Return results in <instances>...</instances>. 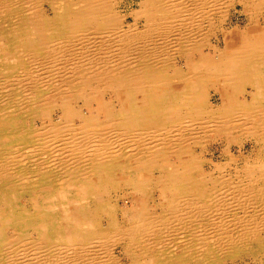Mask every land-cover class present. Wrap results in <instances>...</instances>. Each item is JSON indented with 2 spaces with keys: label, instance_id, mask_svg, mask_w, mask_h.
Masks as SVG:
<instances>
[{
  "label": "rangeland",
  "instance_id": "1",
  "mask_svg": "<svg viewBox=\"0 0 264 264\" xmlns=\"http://www.w3.org/2000/svg\"><path fill=\"white\" fill-rule=\"evenodd\" d=\"M3 1L4 3H7L9 6L7 7L8 9H6V11L4 10L3 12L0 11V14L2 12V14L0 15V43H1L0 48L2 49L0 51V57L1 56L3 57V59L2 57L0 58L1 59L0 60L1 62L0 63V82H1L0 83V90H1L0 91L1 93L0 94V149H2V151L0 150V158H1L0 166L4 162H6V159L8 161L10 160L11 163H9L8 170L10 174L13 175L14 182L12 181L13 178L11 179L5 178L1 180V182L3 181L4 182L0 184V195H1L0 198H2L0 199V203H1L0 205V229H1L0 240H2L0 242V264H45L46 262L45 260H43L44 263L42 262V258H44V256H43V252L41 251L43 250L45 251L44 255L48 256V259H49L48 264L50 262H52V264H56V262H58L61 257L62 259L65 260V257H67L66 256L67 254H68L67 260L71 259L72 261H74V259L77 258L78 260L76 263H80V264H88V262H90L89 264H91V262H93L92 264L94 263L95 264H107V263L108 264H145V263L150 264V262H152L151 264H157L160 260L161 261L158 264H171V263L172 264H181V263L183 264V262L186 264H264V251H263V248H264V224H263L264 223V178L263 176L264 175H261V173L262 174L264 173L260 172L264 170V145H263L264 141L263 142L261 141L262 134L259 133L260 131H258L257 134L256 133L252 134L251 132H253V130L247 124L248 121L245 120V117L238 116V118L241 121L233 122L231 125L232 129L235 126L234 127L235 130L233 129L234 132H232V129H230L231 130L230 133H217V134L210 133L206 135L205 134L201 135L202 140L199 143L195 144L196 146L192 148L193 158L195 159V162H197V165H196L197 171L191 173V180H193V182L189 183V187H188V184L183 185V187L185 186L184 188L181 187L182 185H178L177 189H178V192L179 193L182 192L180 194H183V195H186V193L190 194L192 192L193 194H199L198 195L199 199L204 200L205 205H207V207L209 208V210H207L205 213L204 212H189L185 208H183V210L185 211L184 214H183L184 211H182V213L181 211L178 212L179 214L177 213V215H175V213L173 212H170L167 202L165 201L170 198L169 196L170 191H163L160 188L157 189L155 182L150 183L142 192L131 191L123 184L114 185L115 183L114 182L113 185L110 184L112 186H110L108 190H105L102 192L103 196L101 197L102 198L101 202H98L96 198H94L95 196L90 191L86 192V194L88 193L86 196L84 197L81 196V193H79L76 190V188H69V187H64V186L68 178L73 181L72 183L74 184L77 183V181H75L77 177L75 176L73 177L72 175H70V172H72V169L71 168L69 169L71 162L84 159L86 155H89V153L87 154V152H91L92 149L90 147L94 145L96 146V144L99 143L98 139H93L95 137L92 134H90L91 132L104 131L103 136H106L107 139L108 137L111 139V142L109 143L111 145V148L118 146L120 144L119 146L120 147L122 146L125 152L129 150H133L132 145L136 144V142L133 143V142H130V140L129 141L126 140L127 135L125 134V132H123V127L121 126L113 127L112 125H109L108 123H106V124H101L102 126L100 125V127L99 128L97 127L96 129H94L93 127L85 128L83 126V123L80 121L82 119L78 117L67 119L65 115L66 110L67 111L70 110L72 112H76V111L80 112L82 114V118L87 117L89 114L93 112L97 113L98 106L95 100L96 99L95 92L98 90V88L101 92L100 96L103 98L105 102L111 105L113 111L118 112L120 110L119 109L120 105L118 103V100L114 98L112 89L109 88L107 84L103 85V84L92 82L89 86L87 85L86 87V85H84L80 80L81 77L83 76L87 77V75H89L93 71L98 74L99 72H96L98 71V68H99V71H102V69L99 67L100 64L98 63L100 60L106 57L105 56L106 55L105 54L106 45L104 44L100 45L99 43H97V41L94 42L96 40L95 39L93 41L94 43L92 42L91 46L88 48L89 55L91 56L93 54L92 57H90L91 59L94 58L92 59L93 62L90 60H85V61L83 60V62L81 61V63L79 64L76 57L79 58L81 54V58H82L83 55L80 50L78 39H71L67 36L68 29L64 24V23H67L68 21L67 18H69V15H73L74 13L77 12L78 0H21L22 3L24 1L25 5L29 4L27 3L29 1H32L33 3L36 2L37 5H39L38 8H40V10H37L38 9L37 7L36 9L28 10L26 6L24 7V5H18V0H0L1 3ZM50 1H52V4ZM141 1L142 0H118L119 6L117 7V10H119V14L122 16V18L124 17V22H126L127 24L134 23V16H131V15L133 13H136L135 11L139 9V2ZM238 1L237 0H220L218 2L210 3L211 6L210 5L207 6L208 8L207 10L210 11V13L207 15L208 16L207 18L205 17L206 20L203 23V27L205 28L202 30L203 34L205 35L204 36V40L206 42L205 44L208 45V47L205 49V52L208 51L210 46L215 49L221 48V47L223 48L227 39L231 38L236 33H242L243 31H248L254 26L255 21L260 20V23H264V11H263L264 7H253L252 9L251 8L248 9L249 11L246 12L244 9V6L240 4ZM54 2L56 4H54ZM219 5H222V6L219 7ZM193 8L194 7L192 8L190 7L191 14L190 16L186 17V19L188 20L187 23H189L190 21L192 22L193 20L196 22L200 21L199 23H201V20H203L204 15L202 13L197 12L196 8L194 9ZM38 12H40L41 14L43 13L42 14L43 19L46 20V24L43 29L44 25L40 24L41 18L37 19V23L39 24L37 26L38 27L37 29L39 30V32H41V30L42 31L44 30L43 35H46L45 36L46 37L45 40L47 41L46 45L41 43L39 39V35L36 33L37 31L34 32L32 29V26L30 25L29 27L28 25V21H30L29 19H31V16L35 17L38 14ZM252 19H254L255 21H253ZM50 43L51 45H49ZM2 44H4V46H2ZM49 46L50 47L52 46V47L50 48ZM14 47L16 48L15 51H14L15 49ZM19 47H21V50H17L19 49ZM59 49H61L60 52H58ZM63 49L65 52H62ZM6 51L9 53H7ZM20 51H21V54H20ZM196 55H199V53ZM4 56L6 57V59H4ZM64 56H67V57H64ZM170 56L171 58L173 57L172 54H170ZM9 57H12V58H9ZM54 57H55V60H54ZM9 59L12 61H10ZM2 60L4 61L5 64L2 62ZM39 60L41 61V63ZM9 61L10 63H8ZM15 61L16 62L19 61V62L16 63ZM94 63H97V64L94 65ZM50 64L52 65L50 66ZM79 65H81L82 67H80ZM13 66H15L16 68ZM92 66L94 70L91 69ZM34 71L37 73H35ZM30 72L32 73V75ZM22 75H25V76H23L22 78ZM99 77H101V75H99ZM101 81H102L101 79H98V82H101ZM25 82H28V83L31 82L30 84L32 86ZM34 87L35 88L37 87L36 88L37 90L34 89ZM83 89H86V90H83ZM87 91L89 92L87 93ZM213 91L214 90L212 88L203 89L202 96H203V103L205 107H209V106L211 108L218 107L219 103H218L217 97L213 96L214 94ZM233 98L239 104H243L245 100V91L238 92L237 95L234 96ZM247 107L249 108V106ZM248 111H251V110H248ZM119 116L120 115L116 113V120L119 119ZM159 120L160 119L156 117L153 122L159 123ZM103 121H104V118L101 117V123ZM180 122H184V120H181ZM180 122L169 123L167 124V127L170 130L172 129V130L177 131L179 130L178 125ZM185 122H187V120ZM138 125L143 127L144 125L143 121L141 120ZM250 129H251V132H249ZM54 130L56 131L55 133H53ZM259 134L261 136H259ZM251 135H253V137ZM257 136L259 140L257 139ZM45 137H53V138L51 139L52 142L48 141L50 143L46 145V148H43L45 146H42L39 140H42ZM56 138H59L58 142L56 141ZM62 140L63 142H61ZM85 146L89 149H87ZM126 149H129V150H126ZM64 154L65 155L67 154V156H65ZM77 156L78 158H76ZM165 157L168 158L166 160L169 161L170 163H176V159L172 155L169 154L168 156H165ZM123 158L116 159L115 161L116 164L112 166L114 167V171L117 169V167L120 168V163L125 162V159ZM74 159H77V160H74ZM60 161L65 162L64 163L65 166L61 167L62 169L60 168V166L56 165L57 162H60ZM12 162L14 163L16 162V163L12 165ZM39 163H44L43 165H45L43 166V172H41V170L37 166ZM246 164H249V165H246ZM57 168L59 169V173H58ZM196 168L194 166V169ZM108 170L112 172L113 168H109ZM250 172L251 174H249ZM157 174L158 173L155 172V177H157ZM245 174L249 178L246 179V176H244ZM259 174L262 177H260L259 180H257L258 179L257 176H260ZM120 175L121 173L118 174L115 171V173H113L111 176H112V179H115V181L117 182L118 180L117 177H119ZM64 176L65 178H63ZM253 178H257L256 179L257 181L254 184H253V181H254ZM210 179H213V181L210 182L209 181ZM250 181L252 182V184ZM242 183L246 185H243ZM232 184L234 185L236 184V185L234 186ZM231 185L233 186V188ZM190 186L192 187L190 188ZM221 187L222 188L224 187L223 188L224 190ZM186 188L188 189L186 190ZM4 189L6 190V192L4 191ZM236 193L238 194L236 195ZM213 196L215 197L212 198ZM136 197L143 198L144 206H145L144 208L150 212V214L153 216V218H155V220L158 219V222H159L158 224L162 223L163 226H161L160 228H156L155 231L154 230L147 231L146 234L149 237L143 233H140L139 235L137 233L136 235L139 236L140 240L136 236L134 238V242L136 243L134 244L132 243L133 244L131 246L132 248L130 247L131 244L126 245L127 246L126 248H124L125 245H121V244L118 245V243L115 246L114 245L115 242L113 243V241L117 240L115 239V237L117 238L118 234L116 236L114 235L116 233L114 228L116 227L117 229L119 227L118 229H121L129 225L132 219L131 217L132 213L134 212V209L136 206L135 204L132 203V199L137 200ZM216 198H219V199H216ZM9 201L10 202L12 201L11 202L12 204L8 203ZM160 201H162L163 203ZM210 201L212 204L209 203ZM216 202L217 204H215ZM233 202L235 204H233ZM7 203L8 205H6ZM255 205L258 207H256ZM21 206L23 207V209ZM212 206L214 208H212ZM219 207H220V210H219ZM20 209H22L23 211L22 210L19 211ZM82 212L84 216L88 217V219L83 218L84 216ZM187 214L191 216H188ZM244 214H245L244 217L247 220L243 217ZM23 215L25 216L26 219L24 218ZM72 216L75 219L76 217L77 218L82 217L83 219L80 218L82 222L76 223L75 219ZM157 217H159L160 219ZM217 218L219 219V221L217 220ZM16 219L18 221L14 222L16 221ZM163 219L167 221L163 222ZM184 220L185 221L187 220V221L185 222ZM92 221H93V224H92ZM67 222L70 224H68ZM8 223H10V225H7ZM65 223L67 226H65ZM81 224L82 225L84 224V225L81 226ZM10 226H13V227H10ZM100 226H101V229H99ZM91 228L98 229L102 233V234L100 233L101 236L100 235L92 236L93 238L95 237L93 240V238L89 237L91 234L88 233L86 235L87 238L84 239L85 236H83V232H85L86 230L90 231L92 230ZM50 229L53 233L50 232ZM77 229L81 231L79 230L77 231ZM225 230H226V233H225ZM72 231L73 233L74 232H77V233H75L76 238H75V241L73 242L74 245L71 246V243L69 241H66L67 240L66 233L72 232ZM17 234H21V235L23 234L24 236L23 235L20 236ZM109 234L114 235L113 237L114 240H111L113 238L112 236H108ZM106 235L108 237H111V239L110 238L106 239L107 237ZM142 235H145L146 238ZM104 239L106 240L107 243L110 240L109 244H107L106 242H104L105 244L101 243V241L102 242L105 241ZM211 239L212 241L213 240L214 241L212 242ZM230 239H232L234 243ZM97 240L98 242H96ZM111 241L113 243V244L111 243L112 247L113 245L115 246L113 247L114 250L111 246H109L111 245L110 244ZM147 241L150 242L148 245L146 243ZM83 242L84 244L82 245L81 243ZM63 243L67 244V246H65V244ZM93 243L95 247L93 246ZM211 243H213L214 245ZM248 243H250V245ZM80 245H82L85 250H88V252H82L81 249H83V247ZM135 245L136 247H134ZM259 245L261 247H259ZM105 246L108 248L105 249ZM212 246H215V247H212ZM240 246L241 247L243 246V247L241 248ZM90 247L92 249H90ZM96 247L98 248L97 251H96L97 249ZM202 247H204V249ZM234 247L236 249H234ZM214 248L218 249L220 253L216 251V249ZM261 248L263 252L261 251ZM102 249L103 250L105 249V251H103ZM209 249L213 250L214 252ZM223 249H225L226 251H224ZM127 250H129V252H127ZM249 250L251 252H249ZM36 251L41 252L40 253L41 257H37L36 261H32V257ZM98 251H100L101 253ZM176 251H179V252L177 253ZM223 251L224 253H222ZM77 253H78V256H77ZM94 253L97 255L94 256ZM170 253H172L173 255ZM198 253L200 257L202 256L201 258L198 255H196ZM211 253H212V256H211ZM233 253H235L236 255L237 253H239L237 255V257L239 258H236V255H233ZM101 254L103 257L101 256ZM143 254L148 255V256H145ZM151 254H152V257H150ZM205 255H208V256H205ZM250 255L252 256V258L250 257ZM91 256H94V257H91ZM174 256L175 258H173ZM222 256H225V257L223 258ZM140 257L143 258V261L141 260ZM256 257L257 258L259 257V258L257 259ZM153 258L154 259L157 258V259L154 260ZM192 258L193 259L196 258V259L193 260ZM176 262H179V263H176ZM68 263L69 262L67 261V263L65 264H68ZM57 264H60V262H58Z\"/></svg>",
  "mask_w": 264,
  "mask_h": 264
},
{
  "label": "bare ground",
  "instance_id": "2",
  "mask_svg": "<svg viewBox=\"0 0 264 264\" xmlns=\"http://www.w3.org/2000/svg\"><path fill=\"white\" fill-rule=\"evenodd\" d=\"M218 1H220V0H142L141 2H139V9L137 11H135L136 13H133L131 15V16H134V23L133 24H127L126 22H124V17L122 18V16L119 14V10H117V7L119 6L118 0H78V2L76 1L77 5H78L77 12L74 13L73 15H69V18H67L68 19L67 23H64V24L68 29L67 36L71 39H78L80 50H81L82 55H83L82 58H81V54H80L79 58L76 57L79 64L81 63V61L83 62V60L84 61L85 60L92 61V59H94V58H92V59L90 58V57H92L93 54L91 56L89 55L88 48L91 46V43L95 39L96 40L94 42L97 41V43H99L100 45L101 44L106 45V50H105V52H106L105 56L106 57H104L98 63V64H100L99 67L102 69V71H99V68L96 66L98 68V71H96V72H99L100 74L99 73L97 74L93 71L94 73L93 72L90 73L89 75H87V77H84V76L81 77L80 76L81 77L80 80L84 85H86V87H87V85L89 86L92 82L98 83V84H103V85L107 84V86L112 89V93H113L114 98H116V100H118V103L120 105V108H119L120 110L118 112L113 111L111 105L109 103L105 102L103 100V98L100 96L101 92L98 88V90L96 89L97 91L96 92L94 91V92H95V96H96L95 100L97 102L99 113L93 112V113L89 114L87 117L82 118V114L80 112H77V111L72 112L68 109L69 111L66 110L65 115H66L67 119L73 118V117H78V118L82 119L80 121L83 123V126L85 128L86 127L87 128L93 127L94 129H96L97 127L99 128L101 124H106V123H108L109 125H112L113 127L121 126V127H123V132H125V134L127 135L126 140H128V141L130 140V142H133V143L136 142V144L132 145L133 150L126 149L129 151L125 152L124 148L122 146L121 147L119 146L120 144L118 146L111 148V145L109 144L111 142V139L109 137L107 139L106 136H103L104 131H101V132L93 131V132H91L90 134H92L95 137L93 139H98L99 143H97L96 146L94 145V146L90 147L92 150H91V152H87V154L89 153V155H86L84 157V159H81V160L74 159L77 161L71 162L69 169L71 168L72 172H70V175H72L73 177L74 176L77 177L75 180V181H77V183H75V184L72 183L73 181L68 178L64 187L76 188V190L79 193H81V196H83V197L88 194V193L86 194V192L90 191L95 196L94 198H96V200L98 202H101L102 201L101 197L103 196L102 192L105 190H108L109 187L112 186L114 182H115L114 185L123 184L129 190L135 191V192H142L150 183L155 182L157 189L160 188L163 191H170V195H169L170 198L168 200H165V201L167 202V205L170 209V212L175 213V215H177V213L180 211L182 213V211H184L183 208L187 209V211H189V212H204L205 213L207 210H209L207 205H205L204 200L199 199V196H198L199 194H193V192L190 194H187L185 192L186 195H183V194H180L182 192L179 193L178 189H177L178 185H182L181 187H183V185L188 184V187H189V183L193 182V180H191V173L197 171V168H196L197 162H195V159L193 158V154H192L193 149L192 148L194 146H196L195 144L199 143L202 140L201 135H204V134L206 135V134H210V133H212V134L230 133V131H231L230 129H232L231 128L232 123L241 121L238 118V116H244L245 120L248 121L247 124L252 128L254 133L251 132V129H250V131L249 130L248 131L251 132L252 134H255V133L257 134V132L260 131L259 133H261L262 136L260 134H259V136H261V138H262L261 141L262 142L264 141L263 140L264 139V26H263L264 23H260V20L255 21L254 19H252L253 21H255V23L251 29H249L248 31H243L242 33L234 34L231 38L227 39L223 48L221 47V48L215 49V48H212L210 46L211 48L209 47L208 51L205 52V49L208 47V45L205 44L206 43L204 40L205 35L203 34L202 30L205 28V27H203V23L206 20L205 17L207 18L208 17L207 15L210 13V11L207 10L208 9L207 6H209L210 3H212V2H218ZM50 2L52 4V1H50ZM238 2L244 6V9L246 12L249 11L248 9H250V8L252 9L253 7H264V0H239ZM27 3H29V4L25 5L24 1L22 3L21 0H18V5H24V7L26 6V8L28 10H31V9L33 10V9H36V7L37 8L39 7V5H37L36 2L33 3L32 1H29ZM54 4H56V3L54 2ZM222 5H219V7ZM8 6L9 5L7 3H4V1L2 3L0 2V8H1L0 11H2V12H3V10L6 11V9H8L7 8ZM190 7L196 8L197 12L202 13L204 15L203 16L204 18L202 17L203 20H201V23H199L200 21L196 22L194 20L192 22L190 21L189 23H187L188 20L186 19V17L190 16V14H191L190 13L191 12ZM37 10H40V8H38ZM59 11H61V10H59ZM2 12H1V14H2ZM42 14L40 12H38V14L36 16L34 14L35 17L31 16V19H29L30 21H28V25H29V27H30V25L32 26V29L34 32L37 31L36 33L39 35V39H40L41 43L46 45V42H47L45 40L46 35H43L44 30L43 31L41 30V32H39V30L37 29L38 28L37 26L39 25L37 23L38 18H41V23L40 22L39 23L44 25V26L42 25L43 29L45 27L46 20L43 19ZM53 16H55V15H53ZM252 31H253V33H252ZM53 32H54V30H53ZM21 33H22V31H21ZM52 44H53V42H52ZM35 45H37V44H35ZM49 45H51V43ZM61 45H62V43H61ZM2 46H4V44H2ZM1 50L2 49L0 48V51ZM15 50H16V48L14 49V51ZM17 50H21V47H19V49H17ZM60 50L61 49H59L58 52H60ZM62 52H65L64 49ZM72 52H73V50H72ZM7 53H9V52H7ZM198 53H199V55H196ZM20 54H21V51H20ZM170 54L173 55L172 58H171ZM22 55H23V53H22ZM56 55H57V53H56ZM12 57H9V58H12ZM48 57H50V56H48ZM57 57H58V55H57ZM64 57H67V56H64ZM2 59H3V57H2ZM4 59H6L5 56H4ZM13 60H15V59H13ZM54 60H55V57H54ZM10 61H12V60H10ZM10 61L8 63H10ZM2 62L4 63L3 60H2ZM17 62H19V61H17ZM40 63H41V61H40ZM13 64H14V62H13ZM95 64H97V63H94V65ZM51 65L52 64H50V66ZM15 66H16V64H15ZM15 66H13V67H15ZM79 66L82 67L81 65H79ZM93 66L91 69L94 70ZM18 67H17V69H18ZM89 67H91V66H89ZM77 68H79V67H77ZM67 69H69V68H67ZM80 69H82V68H80ZM31 71H32V69H31ZM27 72H29V71H27ZM35 73H37V72H35ZM74 73H76V72H74ZM31 75H32V73H31ZM99 75H101V77H99ZM23 76H25V75H22V78H23ZM35 76H37V75H35ZM17 77H18V75H17ZM98 79H101L102 81L98 82ZM28 82H25V83H28ZM30 83H28V84H30ZM21 85H22V83H21ZM36 88L34 87V89H36ZM204 88H212L214 90L213 96L217 97V100L219 103L217 108H213V107L211 108L210 106L209 107L204 106L203 96H202L203 95L202 92H203ZM83 90H86V89H83ZM80 91H82V90H80ZM242 91H245V100H244L243 104H239L233 97L236 96L238 92H242ZM88 92L89 91H87V93ZM33 93H34V91H33ZM31 95H32V93H31ZM71 100H70V102H71ZM28 105H30V104H28ZM116 106H117V104H116ZM247 106H249V108ZM248 110H251V111H248ZM116 113L118 115H120L118 120H116ZM45 114H46V112H45ZM101 117L104 118V121L102 123H101ZM156 117L158 119H160L159 123L153 122ZM140 119L144 123L143 127L138 125L139 122L141 121ZM181 120H184V122H180ZM186 120H187V122H185ZM176 122H180L178 125L179 130H177V131L172 130V129L170 130L167 127V124L176 123ZM62 123H63V121H62ZM249 126H248V128H249ZM234 127H233V129H234ZM233 129H232V132H234V130H235V129L234 130ZM55 132L56 131L54 130L53 133H55ZM68 134H70V133H68ZM62 135H64V134H62ZM227 135H229V134H227ZM251 136L253 137V135H251ZM53 137H45L42 140H39L40 143L42 144V146H45L43 148H46V145H48V143H50L48 141H51V139ZM257 139L259 140L258 136H257ZM56 141L58 142L59 138H56ZM261 141H259V142H261ZM61 142H63V140ZM256 142H258V141H256ZM112 143H114V142H112ZM54 145H56V144H54ZM60 147H62V146H60ZM127 148H129V147H127ZM87 149H89V148H87ZM0 150L2 151V149H0ZM169 154L172 155L176 159V163H170L169 161L166 160L168 158H166L165 156H168ZM65 156H67V154ZM7 157H9V156H7ZM76 158H78V156ZM121 158L125 159V162L120 163V168L117 167V169L115 170L116 173H118V174L121 173V175L119 177H117L118 180L116 182L115 179H112V176H111L113 173H115L114 167H112V166H114L116 164V162H115L116 159H121ZM195 158H196V156H195ZM61 161L57 162V164H56V165L60 166V168L62 166H65L64 165L65 162H61ZM9 163H11L10 160L8 161L6 159V162L1 164V166H0V184L4 182V181L1 182V180L5 179V178H10V179L13 178L12 181L14 182V177L12 174H10V172L8 170ZM15 163L12 162V165ZM43 164L44 163H39L37 165L39 167V169L41 170V172H43V166H45ZM66 165H68V164H66ZM246 165H249V164H246ZM194 166L196 169H194ZM254 166H255V164H254ZM109 168H113L112 172L110 170H108ZM63 170H61V171H63ZM155 172L159 174V175L157 174V177H155ZM244 172H245V170H244ZM260 172L264 173V170H262ZM58 173H59V169H58ZM36 174H37V172H36ZM246 174L244 176H246ZM249 174H251V172ZM261 175H264V174L261 173ZM261 175L257 176L258 179L253 178L254 179L253 184L257 180H259L260 177H262ZM251 177H253V176H251ZM63 178H65V176ZM247 178H249V177L246 176V179ZM263 178H264V176H263ZM26 179H27V177H26ZM200 180H201V178H200ZM209 181L212 182L213 179H210ZM250 182H249V184H250ZM110 184H112V185H110ZM251 184H252V182H251ZM199 185H200V183H199ZM232 185H234V184H232ZM238 185H239V183H238ZM243 185H246V184H243ZM41 186H42V184H41ZM46 186H48V185H46ZM228 186H230V185H228ZM191 187L192 186H190V188ZM202 188H203V186H202ZM232 188H233V186H232ZM187 189L188 188H186V190ZM228 189H229V187H228ZM4 191L6 192L5 189H4ZM46 191H48V190H46ZM67 191H68V189H67ZM219 192H221V191H219ZM131 193H133V192H131ZM237 194L238 193H236V195ZM216 195H218V194H216ZM214 197L215 196H213L212 198H214ZM92 198H90V199H92ZM219 198H216V199H219ZM228 198H229V196H228ZM0 199H2V198H0ZM243 199H245V198H243ZM233 201H235V200H233ZM11 202L9 201L8 203H11ZM81 202H82V200H81ZM160 202H162V201H160ZM8 203L6 205H8ZM132 203L135 204L136 206L134 205L135 209H134V212L132 213L131 221L129 220L130 221L129 225L127 226L125 224L127 227H123L121 229H118L119 227L117 229H116V227L114 228L116 231V233L114 235L116 236L118 234L117 235L118 237L117 238L115 237V239H117V240L113 241V243L115 242V244H114L115 246L118 243V245H120V244L125 245L124 248H126L127 247L126 245H128V244L129 245L131 244L130 245V247H131L134 243H136V242H134V238L137 236V238L139 239L138 235L140 233L147 235L146 234L147 231H149V230L155 231L156 228H160L161 226H163L162 223L158 224L159 223L158 219L155 220V218H153V216L150 214V212L144 208L145 206H144L143 198L139 197V198H137V200L132 199ZM209 203L212 204L211 201ZM215 204H217V202ZM233 204H235V203L233 202ZM0 205H1V203H0ZM256 207H258V206H256ZM212 208H214V207L212 206ZM22 209H23V207H22ZM22 209H20L19 211H21ZM217 210H216V212H217ZM219 210H220V207H219ZM16 211H18V210H16ZM64 212H66V211H64ZM74 212H75V210H74ZM184 213H185V211L183 212V214ZM82 214H83V212H82ZM229 214H230V212H229ZM197 215H198V213H197ZM83 216H84V214H83ZM188 216H191V215H188ZM193 216H195V215H193ZM244 216H245V214L243 215V217ZM209 217H207V218H209ZM24 218H25V216H24ZM80 218H82V217H79V218L76 217V219L74 218L75 222L76 223L82 222V220H80ZM83 218L88 219L87 216H84ZM157 218H159V217H157ZM212 218H214V217H212ZM11 219H12V217H11ZM64 219H65V217H64ZM255 219H257V218H255ZM66 220H68V219H66ZM189 220H191V219H189ZM217 220L219 221L218 218H217ZM17 221L18 220L16 219V221H14V222H17ZM165 221H167V220L163 219V222H165ZM173 222H174V220H173ZM175 222H177V221H175ZM240 222H242V221H240ZM12 223H11V225H12ZM68 224H70V223H68ZM92 224H93V221H92ZM171 224H173V223H171ZM234 224H236V223H234ZM7 225H10V223H8ZM83 225L81 224V226H83ZM86 225H87V223H86ZM65 226H67L66 223H65ZM10 227H13V226H10ZM89 227H90V225H89ZM91 227H92V225H91ZM113 227H111V228H113ZM214 228H216V227H214ZM222 228H223V226H222ZM79 229H77V231ZM83 229H84V227H83ZM99 229H101V226ZM104 230H106V229H104ZM24 231H26V230H24ZM74 231H76V230H74ZM79 231H81V230H79ZM0 232H1V229H0ZM50 232H52L51 229H50ZM75 233H77V232L73 233V231H72V232L66 233V239H67L66 241H69L71 243V246L74 245L73 242L75 241V238H76ZM88 233L91 234L89 237L93 238L92 236L100 235L101 232L96 228H93L90 231L86 230L85 232H83V236H85L84 239L87 238L86 235ZM137 233H138V235H136ZM225 233H226V230H225ZM228 233H229V231H228ZM151 234H153V233H151ZM240 234H241V232H240ZM256 234H258V233H256ZM17 235L22 236L23 234L22 235L17 234ZM114 235L109 234L108 236H112V238H113ZM145 235H142V236L145 237ZM108 236L106 237V239L107 238L111 239V237H108ZM142 236H140V237H142ZM151 236H153V235H151ZM94 238H93V240H94ZM182 239H184V238H182ZM111 240H114V238ZM135 240H137V239H135ZM230 240L232 241V239H230ZM1 241L2 240H0V242ZM109 241L107 243L105 240L103 242L101 241V243L106 242L107 244H109ZM211 241H212V239H211ZM96 242H98V240ZM111 243H112V241L110 242V244ZM123 243H125V244H123ZM146 243L148 245L150 242L147 241ZM179 243H181V242H179ZM227 243H228V241H227ZM63 244H65V243H63ZM81 244L83 245L84 242ZM85 244H86V242H85ZM112 244L109 246L112 247ZM211 244H213V243H211ZM248 244L250 245V243H248ZM44 245H46V244H44ZM82 245H80V246H82ZM114 245H113V247H115ZM202 245H204V244H202ZM4 246H6V245H4ZM65 246H67V244H65ZM76 246H75V248H76ZM91 246H92V244H91ZM93 246H94V243H93ZM102 246H104V245H102ZM33 247H35V246H33ZM134 247H136V245ZM212 247H215V246H212ZM259 247H261V246L259 245ZM106 248H108V247L105 246V249ZM202 248L204 249V247H202ZM209 248H211V247H209ZM90 249H92V248L90 247ZM105 249L104 250L102 249V250L105 251ZM120 249H121V247H120ZM214 249H216V248H214ZM234 249H236V248L234 247ZM67 250H68V248H67ZM97 250H98V248L96 249V251ZM100 250H101V248H100ZM113 250H114V248H113ZM129 250H127V252H129ZM209 250H211V249H209ZM223 250L226 251L225 249H223ZM81 251L82 252H88V250H85L84 247H83V249H81ZM211 251H213V250H211ZM216 251H218V249H216ZM224 251L222 253H224ZM261 251H262V248H261ZM263 251H264V248H263ZM41 252H43V256H44V258H42V262L44 263L43 260H45L46 261L45 264L46 263L48 264V261H49L48 256L44 255V253H45L44 250ZM41 252L36 251L32 257V261H36L37 257H41L40 256ZM98 252H100V251H98ZM176 252L178 253L179 251H176ZM249 252H251V251L249 250ZM181 253H182V251H181ZM212 253H211V256H212ZM258 253H260V252H258ZM170 254H172V253H170ZM238 254L239 253H237V255ZM96 255L97 254L94 253V256H96ZM103 255H104V253H103ZM143 255H145V254H143ZM168 255H167V257H168ZM196 255L199 256V253ZM208 255H205V256H208ZM233 255H236V254L233 253ZM237 255H236V258H239V257H237ZM66 256L68 257V254ZM77 256H78V253H77ZM94 256H91V257H94ZM101 256H102V254H101ZM101 256H100V258H101ZM137 256H139V255H137ZM145 256H148V255H145ZM175 256L173 258H175ZM198 256H197V258H198ZM211 256H209V257H211ZM67 257H65V260L62 259V257H61L58 262H60V264H65L68 261L70 264L71 263L80 264V263H76L78 260L77 258L74 259V261H75L74 262L71 259L67 260ZM150 257H152V254ZM222 257L224 258L225 256H222ZM250 257L252 258L251 255H250ZM89 258H88V260H89ZM140 258H138V259H140ZM155 259H157V258H155ZM195 259H193V260H195ZM104 260H105V258H104ZM141 260L143 261V258H141ZM193 260H191V261H193ZM242 260H243V258H242ZM18 261H20V260H18ZM201 261H202V259H201ZM16 262H17V260H16ZM58 262H56V264ZM85 262H87V261H85ZM211 262H213V261H211ZM257 262H258V260H257ZM89 263L90 262H88V264ZM92 263L93 262H91V264ZM105 263H107V262H105ZM151 263L152 262H150V264ZM176 263H179V262H176ZM213 263H215V262H213ZM49 264H52V262H50ZM183 264H186V263L183 262Z\"/></svg>",
  "mask_w": 264,
  "mask_h": 264
}]
</instances>
